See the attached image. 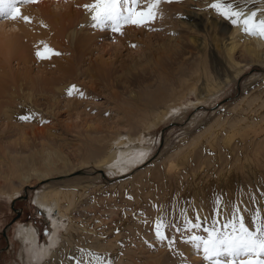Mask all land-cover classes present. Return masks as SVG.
<instances>
[{"label": "rangeland", "instance_id": "obj_1", "mask_svg": "<svg viewBox=\"0 0 264 264\" xmlns=\"http://www.w3.org/2000/svg\"><path fill=\"white\" fill-rule=\"evenodd\" d=\"M88 1L35 0L18 3L17 8L25 11L30 7V11L32 6L43 3L44 10L52 15L68 6L74 10L77 3L85 5ZM213 2L162 0L154 21L142 27L125 25L123 34L110 28H94L88 17L86 31L79 32L80 27L74 30L80 37L93 35L94 31L99 34L86 50L91 55L83 57L81 63L82 71L89 70L80 79L83 87L71 96L62 93L56 105L40 102L34 109V122L0 119V191L6 193L0 194V264H21L20 243L15 238L18 226L31 225L37 231L38 245L47 239L49 224L44 215L36 213L34 200L38 192L49 187L76 190L69 199L70 215L89 233L78 235L73 247L62 248L52 261L47 259L50 264H209L186 242L189 233L177 232L173 236L175 250L170 251L167 241L141 231L136 220L148 222L143 217L146 209L144 205L136 207L149 200L146 203L151 207L150 216H167V204L176 198L172 185L157 181L165 161L171 160L177 170L183 169L175 155L179 148L197 143L196 148L207 142L232 107L264 104V38L244 33L229 40L236 25L210 8ZM230 2L240 11H256L259 19H264V0ZM146 4L147 0H143L139 7ZM36 9L33 14L40 18L41 12ZM190 13L202 18L200 25L192 26ZM15 20L0 16V25L7 26ZM215 21L227 26L229 33L222 34L218 25L211 24ZM237 26V34L244 32ZM245 45L256 47V55L245 54ZM233 46L232 62L228 63L224 51ZM95 64L101 68L91 74ZM11 65L17 68L15 61ZM39 71L35 68L32 76H39ZM211 84L216 86V92L208 97L202 89ZM191 85L194 89L187 92ZM181 97L182 106L176 113H163L164 117L156 121L164 106ZM199 100L203 102L195 104ZM147 121L151 125L144 132L149 133L150 147L142 163L115 174L96 168L97 160L111 151L107 149L109 144L119 138L136 139ZM31 127L35 132L29 133ZM119 140L117 144L123 141ZM186 162L191 167V161ZM45 172L48 175L41 178ZM261 187L260 198L247 187L250 212L264 208V185ZM177 188L174 187L175 194ZM12 192L16 194L10 197ZM253 198L258 203H253ZM118 221L122 233L114 228ZM153 221H149L150 226ZM93 231L103 237L100 251L89 250ZM194 234L206 236L199 229Z\"/></svg>", "mask_w": 264, "mask_h": 264}, {"label": "bare ground", "instance_id": "obj_2", "mask_svg": "<svg viewBox=\"0 0 264 264\" xmlns=\"http://www.w3.org/2000/svg\"><path fill=\"white\" fill-rule=\"evenodd\" d=\"M87 3H94V0H89L85 5ZM77 4L74 10L68 6L58 14L51 15L48 10H44L43 3H39L32 6L30 11V7L25 11H19L20 17L27 16L30 22L17 18L7 26L0 25V119L3 121L10 122L11 119H18L21 116H30V120L35 121L34 109L40 102H46L51 106L56 105L61 102L58 98L62 93L68 92L72 86H75L77 90L83 87V81L80 79L87 76L89 70L82 71L81 63L84 62L83 57L90 54H86V50L98 39L99 34L94 31L93 35L82 33L84 35L81 37L77 36L78 31H86L88 17L91 16V13L84 9V4ZM36 8H39L38 13L41 12L40 18L35 16V13L33 14ZM82 9L85 11L84 14ZM188 18L192 26H198L202 22V18L196 13H190ZM211 24H214V27L218 25V30L222 34L229 33L227 26L222 23L215 21ZM76 27H80V30L74 31ZM237 32L238 26L236 25L230 31L228 39L245 36L244 32L239 34ZM44 45L59 54L51 55L48 59H38L36 53L38 50L43 51ZM214 46L218 49V45ZM234 49L233 46L224 51L228 63L232 62L230 56ZM243 51L249 56L256 55V47L250 45H245ZM12 61L17 63L16 69L12 68ZM35 68H40L41 71H39V76L33 77L32 73ZM100 68V64H95L91 68V74ZM194 87V85L188 87L187 92ZM215 87L212 84L206 85L202 91L210 97L216 92ZM182 98L164 106V111L156 117V121H160L166 114L176 113L182 106L180 104ZM200 102L203 100L195 104ZM229 110V116L224 119L219 128L217 127L212 132L207 142L196 148L194 146L197 143L181 147L180 151L175 153L181 160L183 169L177 170V165L171 160L165 161L157 181L172 185V193L176 199L167 204L169 214L160 217L150 216L151 211L148 210L151 207L146 203L149 200L138 203L136 207L138 209L144 205L146 213L143 217L148 221L141 223L136 220V225L141 231L155 235V220L162 219L170 225L166 230L169 236L175 237L177 232L187 234L188 232L183 227L185 218L194 220L195 216L199 215L201 218H206L202 228L203 226L209 227L216 218L218 209L219 218L224 221L230 218L236 206H239L243 212L245 223L252 226L255 211L248 210L250 200L247 197L249 194L247 187H250L260 198L263 188L261 186L264 185V104L255 106L253 103H241ZM150 125L151 123L147 121L134 140L127 137L122 141L119 138L120 140L116 139V141H122L120 144L116 141L109 144L107 149L111 151L107 150L105 156L97 160L96 168L115 174L117 171L124 173L133 165L142 163L150 147L149 133L144 131ZM31 132H35L33 127L29 133ZM112 140L114 142V139ZM185 155H188L187 160H184ZM188 160L192 163L191 167H187L186 161ZM47 175L48 172H45L41 178ZM174 187L179 188L177 194L174 193ZM73 191L76 192V190H57L49 187L36 194L34 203L39 214L44 215V219L48 221L49 231L44 243L38 245L37 231L31 225L24 224L17 227L15 238L20 243L19 260L21 264H42L44 261L43 264H50L46 260L52 261L62 248L71 249L78 235L89 234L85 232L84 226L79 225L80 223L73 220L70 215L72 205L69 199ZM14 192L10 197L16 194ZM0 194L5 195L6 193L0 191ZM252 202L258 203V200L253 198ZM116 216L118 218L119 215L116 214ZM121 218L122 216L120 221ZM152 220L154 221L150 226L149 221ZM114 228L121 232L123 228L121 222L118 221L117 225L114 223ZM132 228L134 229L133 226ZM106 230L103 232L106 233ZM199 231L202 232V229ZM93 232L92 236H95L91 238L89 250L100 251L103 249V244H101L103 237L100 238V234Z\"/></svg>", "mask_w": 264, "mask_h": 264}, {"label": "snow or ice", "instance_id": "obj_3", "mask_svg": "<svg viewBox=\"0 0 264 264\" xmlns=\"http://www.w3.org/2000/svg\"><path fill=\"white\" fill-rule=\"evenodd\" d=\"M35 0H0V16H7L15 20L22 18L30 22L27 16L20 17L18 3H32ZM143 0H95L94 3L83 5L91 13L92 27L110 28L113 32L122 33L125 25L136 27L147 26L154 21L159 4L162 0H147L146 7L140 8ZM171 2V0H168ZM219 15L231 19L233 25H239L245 34L264 38V19H259L256 11L244 13L234 6L230 0H215L209 5ZM54 50L44 45L43 51H37L38 59H48L51 55H58ZM78 91L75 86L68 90V95ZM80 95H83L80 93ZM30 116H21L22 120H29ZM219 203V202H218ZM246 211V210H245ZM219 209L216 218L209 227H203L206 218L199 215L195 219H184V230L190 235L187 243H191L203 259L209 264H264V210L257 209L252 217V226L245 223L243 212L239 206L234 207L230 218L221 221ZM166 224L162 219L155 222V235L160 241H167L170 251L175 250V238L167 234ZM202 229L206 236L194 234L195 230ZM179 231V229H177ZM91 255V254H90ZM221 257H229L222 261ZM99 262L100 257L96 256Z\"/></svg>", "mask_w": 264, "mask_h": 264}, {"label": "water", "instance_id": "obj_4", "mask_svg": "<svg viewBox=\"0 0 264 264\" xmlns=\"http://www.w3.org/2000/svg\"><path fill=\"white\" fill-rule=\"evenodd\" d=\"M36 213L38 214L39 213V210L36 209Z\"/></svg>", "mask_w": 264, "mask_h": 264}]
</instances>
